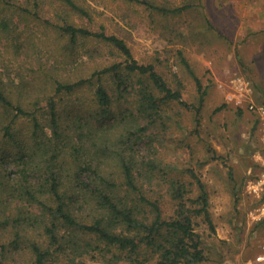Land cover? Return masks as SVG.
<instances>
[{"label": "trees", "instance_id": "1", "mask_svg": "<svg viewBox=\"0 0 264 264\" xmlns=\"http://www.w3.org/2000/svg\"><path fill=\"white\" fill-rule=\"evenodd\" d=\"M116 1L147 10L172 35L170 18L203 0ZM95 13L87 0H0V264H205L196 230L201 219L214 231L205 187L188 169L199 187L190 197L192 182L170 175L154 143L169 129L167 108L197 117L208 86L178 49L197 90L189 104L181 80L172 87L122 37L89 27ZM32 23L55 37L60 59L44 66L32 52L36 66L23 69ZM92 58L89 72L71 73Z\"/></svg>", "mask_w": 264, "mask_h": 264}, {"label": "rangeland", "instance_id": "2", "mask_svg": "<svg viewBox=\"0 0 264 264\" xmlns=\"http://www.w3.org/2000/svg\"><path fill=\"white\" fill-rule=\"evenodd\" d=\"M87 3L97 11L89 27L103 24L107 32L122 37L134 58L156 65L172 87L181 80L183 98L189 104L195 102L197 90L189 70L179 62L178 49L208 86L197 117L192 109L176 103L167 108L163 120L169 129L155 131L159 141L154 145L161 150L170 175L192 182L190 197L198 196L199 187L188 169L205 187L214 225L212 232L198 219L196 227L209 258L205 264H258L256 256L264 254V220L259 218L264 154L254 141L255 117L249 107H264V0H203L197 11L170 18L169 24L176 28L172 35L160 23L152 24L149 12L137 6L116 0ZM206 19L213 25L210 29ZM30 29V42L23 44L28 53L19 56L17 63L23 69L35 67L37 56L32 52L41 55L44 66L59 60L55 37L34 23ZM28 33L24 30L23 35ZM4 47L0 41V56ZM96 51L99 54L93 58L97 59L103 51ZM93 58L71 73L89 72ZM139 148L148 153L147 145L141 143ZM87 264L104 263L87 260Z\"/></svg>", "mask_w": 264, "mask_h": 264}, {"label": "built area", "instance_id": "3", "mask_svg": "<svg viewBox=\"0 0 264 264\" xmlns=\"http://www.w3.org/2000/svg\"><path fill=\"white\" fill-rule=\"evenodd\" d=\"M249 109L253 110L259 116L260 120H259L258 130H259V135H260V141L264 145V107L262 106L255 107L251 105ZM260 183L264 191V171L261 174ZM259 218L264 220V200L261 204V216ZM255 262L258 264H264V254H260L256 256Z\"/></svg>", "mask_w": 264, "mask_h": 264}]
</instances>
